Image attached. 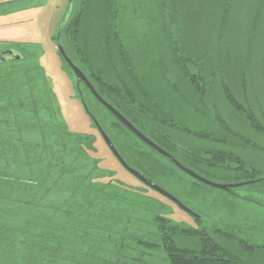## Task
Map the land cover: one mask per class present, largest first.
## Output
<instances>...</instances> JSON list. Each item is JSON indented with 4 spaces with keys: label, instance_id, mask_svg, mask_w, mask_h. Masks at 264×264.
<instances>
[{
    "label": "trees",
    "instance_id": "16d2710c",
    "mask_svg": "<svg viewBox=\"0 0 264 264\" xmlns=\"http://www.w3.org/2000/svg\"><path fill=\"white\" fill-rule=\"evenodd\" d=\"M147 1L154 2L156 0H141V2L137 0L69 1L68 11L58 27L54 39L57 43L62 44L68 56L85 72L94 88L105 100L143 133L176 157L168 145L181 149L180 142L172 140L156 126L161 123L182 131L190 132V130L180 123L176 116H171L172 113L162 109L159 101V98L164 99V96L161 95V87L168 86L164 95L166 100H173L172 90H175L176 85L179 86L178 81L181 79V77H177V70L174 71V69L175 67L183 68L184 70L180 71V74L185 81L192 85L190 87L194 89L197 97L205 105L209 80L205 73L211 70L210 79L216 80L222 60L220 61L217 53L209 52L212 54V58L207 57L208 51L197 47L193 48L195 53L191 52V45L199 46V44L190 42L186 29L188 25L184 19L182 20L180 15L178 17L177 12L173 11L171 14L165 9L163 3L152 6V3L150 5ZM176 3L175 0H172L171 6L176 7ZM187 3L186 6L189 9L191 6H197L195 3L189 4L188 1ZM219 4L223 7V9L220 8L221 14L224 16L221 17L223 19L225 11H228L227 13L231 11L230 0H219ZM142 5H144L143 8L146 7L145 10L142 9ZM204 5H198L196 8L199 10ZM150 9H152L153 15L150 13ZM210 9L213 11L211 5ZM160 10L162 13L159 12ZM160 16L166 18L167 25L164 24L158 29L157 23L163 24L162 20L164 19L161 20ZM183 18L187 19L185 14ZM123 23L129 26L124 27ZM151 23L155 29L151 35L153 34V38L159 39L155 43L149 36L153 28H150ZM178 30L183 31L184 36L180 35ZM58 34L59 39L57 38ZM127 35H130L128 38L130 42L124 41ZM149 48L153 52L150 53ZM159 50H164L163 56L157 54ZM132 52H138V54L133 56ZM61 58L65 68L73 76L71 68L62 56ZM149 58H152V62ZM147 59L158 76L156 80L148 75L147 66L149 64L144 65ZM102 64H110V67L121 64L129 71L128 74L125 70L113 71L109 69L105 71ZM171 65H173V71L170 69ZM191 66H196V68L192 69ZM232 71L241 83L240 88L244 92L245 100L240 101L230 87L224 83L222 89L228 103L247 120L254 130L264 133L263 122L248 105L250 101H247L249 88L253 93L256 92L254 84L247 86L251 69H246L243 66L239 67V70L237 68ZM175 78H177L176 81ZM82 85L84 84H81L82 97L88 106ZM148 85L158 86L160 94L157 100H147L145 91L150 90ZM134 86L142 89L136 90L133 88ZM84 87L87 93L92 95L89 88L85 85ZM168 91L171 94L169 96ZM35 102V98L30 102L20 99L7 103V106L0 105V264H129L124 260L141 262L140 257L155 258L157 253L162 254L164 264H261V260L264 258V244L259 242L258 236L254 234L252 228L243 230L232 227L224 230L217 228L211 222H205L199 213L200 217L196 218L199 224H202L199 228L182 227L163 214L161 204L156 202L153 197H145L136 190L127 189L121 182L95 181L102 177L97 170L101 174L107 175L100 171L97 165H94L86 174L78 175L71 162L78 160V154H82V152L86 157L88 150L95 151V136L66 134L63 130L64 124H58L56 119L57 127L52 134L57 135L58 140L52 141L51 138L48 140L44 132H39L41 138L38 141L25 140L22 130L32 125L37 127L36 123L40 124V119L29 125L27 121L18 119L19 112L27 111L26 113L32 115L34 113L39 118L41 110L39 108L37 110ZM96 103L107 110L98 100ZM204 109L206 111L204 114L213 115V118L219 122V129L200 133L199 136L202 139L209 138L214 143L228 146V139L240 137L226 125L219 109L217 111L216 109L207 110V107ZM47 110L49 108L43 111ZM85 111L88 114L86 109ZM8 113L13 114L12 121L4 118ZM2 115L4 117H1ZM110 115L115 121L114 125H110L109 121H104L103 124L99 120L97 121L126 161L125 156L131 157L127 152L128 149L138 148L139 151H142L140 147H137V144L127 139L128 135L134 136L145 148L156 153L155 150L140 141L116 117L111 113ZM49 118H52L51 114ZM92 122L97 128L93 120ZM39 126L41 127L42 124ZM60 130L64 131V135L58 134ZM220 135H226L228 139H221L218 137ZM65 136L73 138V143L67 144ZM241 139L244 141L245 138ZM119 142L121 146H119ZM245 143L255 146L247 139H245ZM76 149L78 150L77 154L73 155ZM202 150L191 152L190 149L189 153L183 155L186 158L190 153L196 154L193 159H189L190 162L187 164L195 172L199 173L196 169L206 170L207 166L213 169L219 167L227 172L234 170L238 177L246 176L247 180L257 178V167L250 171L246 170L244 165L246 162L242 161L235 152H230L224 147L218 150H204V152ZM204 154L210 158L204 161L205 158L199 157ZM70 158L72 161L68 163L67 160ZM234 161L240 163L236 169L231 166ZM168 162L175 166L169 160ZM66 176H71L69 180L72 185L70 195L65 201L59 203L61 206H56L57 204L54 205L52 202L44 204L46 196ZM260 179L254 184L258 189H261V195L264 196V178ZM230 192L233 193L236 190L231 189ZM16 204L19 207L23 205L26 209L35 208L39 211L60 212L64 222L41 221V219L47 218L40 216V219L32 218L37 215L24 211L25 221L22 224H12L10 219L13 217L9 211ZM261 206H264L262 200ZM122 207H130L137 211H131L128 214L125 211H115L116 208ZM145 214H151V217L146 219L143 217ZM31 219L39 220L38 225L41 222L42 230H32L28 226L31 225ZM136 222L143 224L136 225ZM32 228L34 227L32 226ZM133 242L136 246L132 245Z\"/></svg>",
    "mask_w": 264,
    "mask_h": 264
},
{
    "label": "rangeland",
    "instance_id": "374dc122",
    "mask_svg": "<svg viewBox=\"0 0 264 264\" xmlns=\"http://www.w3.org/2000/svg\"><path fill=\"white\" fill-rule=\"evenodd\" d=\"M69 1L0 0V52L7 51L12 47L17 48L20 52L19 59L0 62V105L7 106V103L20 99L30 102L35 98L37 110L38 108L41 110L39 113L40 117L38 118L34 113L32 115L26 113L27 111H22L19 112L18 119L27 121L29 125L40 119L39 122L42 126L40 127V124L36 123L37 127L32 125L24 128L22 136L25 140L38 141L41 138L39 132H44L48 140H50L49 138L52 141L58 140L59 137L52 134L53 130H56L57 127L55 125L56 119L58 124H64L63 130L66 134H91L95 136V151L88 150L86 157L84 156V152H82V154H78V160L76 159L75 161H72L71 158L67 160L68 163L72 161L71 163H73V167L76 169L78 175L86 174L94 165H97L100 171L107 173V175L101 174L97 170L102 177L99 180L95 179V181L103 183H107L109 180L121 182L127 189L136 190L140 195L156 199V202H159L160 206H162L161 211H163V214L171 218L175 224L182 227L199 228L202 224H199L195 216L180 209L167 197L148 188L121 165L86 113L78 93L76 78L65 68L57 48V42L54 39L57 29L68 11ZM175 1L177 2L176 7L171 6L172 0L147 2L148 4L152 3V6H158L159 3H163L165 4V9L170 13L173 11L174 13L177 12L178 17L180 15V18L184 19V22L188 25L186 29L190 42L199 44V46L191 45L192 51H190L195 53L193 48L197 47L208 51V53H217L220 61L222 60V64L221 69L217 72L219 76L216 80L210 79L211 75L209 74L212 72L211 70L205 73L206 77L208 75L207 79H209L208 96L205 99V105L197 97L194 89L191 88L192 85L185 81L180 74V71L182 72L184 69L175 67L174 71L177 70V77H181V79L178 81L179 86L176 85L175 90H172L173 93L171 94H174L173 100H166L164 95L165 89L168 90V86L166 85L161 87V95L164 96V99L159 98V101L161 102L162 109L172 113L171 116H176L180 123L188 127L190 132L186 130L182 131L176 127H168L161 123L156 127L163 134L165 133L170 136L172 140L180 142L179 146L181 149L172 147L171 145H168L171 147L168 148L172 150L181 163L184 162L182 163L183 165L189 168L190 166L187 165L190 162L189 159H193L196 154L190 153L186 158L183 155L189 153L190 149L191 152L201 149L204 152V150H218L224 147L230 152H235L236 155L240 156L242 161L246 162L244 164L246 170L250 171L252 168L257 167L256 179L264 178V133L254 130L247 120L230 106L222 89V84L225 83L236 94L238 99L243 102L245 95L240 88L241 83L239 79H236L232 70L237 68L239 70V67L243 66L246 69L250 68L251 74L248 76L250 83L247 82V86L249 87V85L254 84L256 92L253 93L249 88L248 95L245 94L248 97L247 101H250L248 105L264 124V0H230L231 11L229 13L225 11V18L223 19L221 17L224 16L221 14L220 9L222 5L219 4V0ZM187 1L189 4H197V6L205 5L199 10L196 8V5L191 6V9H189L186 6L188 4ZM208 4L212 6L213 11ZM143 6L142 9L145 10L146 7L143 8ZM150 10V13L153 15L152 9ZM159 12L162 13L161 10ZM184 14L187 19L183 18ZM160 18L162 20L164 17L160 16ZM162 21L163 24L157 23L158 29L164 24L167 25L166 18ZM152 25L151 23L150 28L153 27ZM122 26L129 25L123 23ZM170 26L173 25L170 24ZM153 31H155L154 27L149 34L151 41L153 38V34L151 35V33ZM178 33L184 36L183 31L178 30ZM128 38H130V35L125 36L124 41L130 42ZM137 41L138 38L136 39V43ZM156 41H159V39L153 38V43ZM149 52L153 51L149 48ZM137 54L138 52H132L133 56ZM157 54L163 56L164 50H159ZM206 56L212 58L211 53ZM149 60L152 62V58H149ZM149 60L147 59L144 65L149 64L147 66L148 75L153 80H156L158 76L154 73ZM172 60H174L173 57ZM102 65L105 67V71L109 69L113 71L125 70L126 74L129 71L121 64L114 65V67H110V64ZM191 68L195 69L196 66H191ZM170 69L173 71V65L170 66ZM84 85H82V88L85 99L92 114L101 123L109 121L110 125H114L115 121L110 113L96 103L95 98L87 93ZM148 87H150V90L147 89L148 91H145L147 100H157L160 94L158 86L148 85ZM133 88H136V90L142 89L136 86ZM171 94L168 91V96ZM204 107H207V110L216 109L217 111L219 109L220 115L226 125L236 132L237 135L239 134L240 137L228 139L226 135L218 136L221 139L227 138L229 142L228 146L214 143L209 138L202 139L199 136L200 133L213 132L219 129V122L213 118V115L204 114L206 113ZM47 108L49 110L43 111ZM50 114L52 115L51 119L49 118ZM1 117L4 116L2 115ZM4 118L12 121L14 116L12 113H8ZM63 130H60L58 134L64 135ZM8 136L10 137L9 134ZM126 137L130 142L137 144V147H140L142 150L139 151L138 148L128 149L127 152L132 157L125 156L128 163L199 213L205 222H211L217 228L224 230L231 229L232 227L243 230L252 228L254 234L258 236L259 242L264 244V239H262L264 237V206H261V200L264 201V196L261 195V189H258L255 184L235 188L236 192L233 193L209 187L195 180L177 166L170 164L159 153H154L149 148H145L134 136L128 135ZM241 138L251 141L255 146L246 144L245 139L242 141ZM64 139L67 144H72L74 141L71 137L65 136ZM119 146H121L120 142ZM77 151L76 149L73 155H76ZM122 152L125 155L123 150ZM207 156L204 154L199 157L205 158L203 159L205 161L210 158ZM239 164L234 161L231 163V166L236 169ZM196 170L205 178L218 183L228 184L247 181L246 176L238 177V174L234 170L227 172L221 170L219 167L213 169L208 166L206 170L203 168ZM110 175L112 177H109ZM70 177L66 176L59 181L46 196L44 204L52 202L54 205L57 204L56 206H61L59 203L66 200L72 189L69 181ZM16 205H13L11 207L12 210L9 211L13 217L10 219L12 224H22L25 221L24 211L37 215L32 218H47L41 219V221L55 220L57 222H64L63 215L60 212L39 211L35 208L26 209L23 205L19 204L20 207ZM115 211H125L128 214L131 211L137 210L130 207H122L116 208ZM143 217L147 219V217H151V214H145ZM38 222L39 220L31 219V225L29 224L28 226L32 230H42L40 226L41 222L39 225ZM137 224L143 223L136 222ZM132 245L136 246L134 242ZM155 255L157 256L155 258L142 257V259L136 254V256L140 257L139 260L141 262L124 261L129 264H164L162 262V254L157 253ZM263 259L261 260V264H264Z\"/></svg>",
    "mask_w": 264,
    "mask_h": 264
},
{
    "label": "water",
    "instance_id": "95a60500",
    "mask_svg": "<svg viewBox=\"0 0 264 264\" xmlns=\"http://www.w3.org/2000/svg\"><path fill=\"white\" fill-rule=\"evenodd\" d=\"M140 1V0H137ZM72 2V0H70ZM57 38L59 39V34L57 35ZM58 51L60 52L63 59L66 61L68 66L71 68L72 72L74 73L76 77V83L77 88L79 91V94L81 95V101L87 110L88 114L90 115L91 119L94 121L95 125L97 126V129L99 130L100 135L104 139L105 143L113 153V155L116 157V159L121 163V165L132 175H134L136 178H138L143 184H145L147 187L151 188L152 190L158 192L159 194L167 197L169 200H171L173 203H175L180 209L183 211L190 213L191 215L195 216L196 218H199L200 215L188 207L186 204H184L178 197L173 195L171 192H169L164 187L160 186L159 184L155 183L153 180H151L149 177H147L145 174L140 172L138 169L132 167L121 155L119 150L116 148V146L113 144V141L110 139L108 134L103 130L95 116L90 112L88 109V106L86 105L81 92V84H85L86 87L89 88L92 95L95 97L96 100H98L114 117H116L120 122H122L140 141H142L145 145L155 150L157 153L165 157L167 160H169L171 163H173L175 166H177L179 169L184 171L186 174L194 178L195 180L209 186L212 188L221 189L227 192H230L231 189L239 188L242 186H246L249 184H254L258 182L261 179H253V180H247L244 182H237V183H218L211 181L204 176L200 175L199 173L195 172L194 170L190 169L189 167L183 165L176 157H174L169 151L164 149L162 146L154 142L151 138H149L147 135H145L139 128H137L129 119H127L118 109H116L112 104H110L107 100H105L94 88L93 84L88 79L85 72L77 66L72 59L68 56L65 49L63 48L62 44L60 42L57 43ZM20 52L16 48H10L7 51L0 52V62H6V61H12L19 59Z\"/></svg>",
    "mask_w": 264,
    "mask_h": 264
},
{
    "label": "flooded vegetation",
    "instance_id": "af4514ba",
    "mask_svg": "<svg viewBox=\"0 0 264 264\" xmlns=\"http://www.w3.org/2000/svg\"><path fill=\"white\" fill-rule=\"evenodd\" d=\"M140 2H141V0H140ZM140 2H139V3H140Z\"/></svg>",
    "mask_w": 264,
    "mask_h": 264
}]
</instances>
